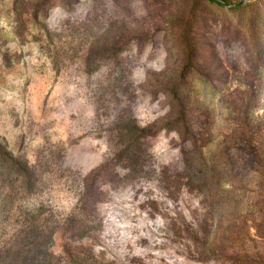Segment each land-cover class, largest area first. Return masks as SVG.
<instances>
[{"label": "rangeland", "instance_id": "1", "mask_svg": "<svg viewBox=\"0 0 264 264\" xmlns=\"http://www.w3.org/2000/svg\"><path fill=\"white\" fill-rule=\"evenodd\" d=\"M241 6L0 0V249L264 264V190L230 130L252 93L264 121V0Z\"/></svg>", "mask_w": 264, "mask_h": 264}, {"label": "trees", "instance_id": "2", "mask_svg": "<svg viewBox=\"0 0 264 264\" xmlns=\"http://www.w3.org/2000/svg\"><path fill=\"white\" fill-rule=\"evenodd\" d=\"M211 2H214L218 5H225L227 8H235L241 9L242 6H227L225 3H231V2H225L221 0H210ZM251 1V0H250ZM236 4V3H231ZM244 5V4H242ZM256 96L252 93V96L249 97L246 104H242L245 107V110L239 109L238 117H234V124L231 126V133L232 136L235 139L234 145H238L240 143H246L250 146L252 151V158L255 163V168L252 170L251 173H253L254 178V184L264 190V121L259 119V116L257 115V105L255 104ZM236 122V123H235ZM187 137L185 138V141H187ZM2 148L0 144V149ZM105 167L99 169V173H104ZM100 175V174H99ZM180 176H176V178H179ZM261 196L260 202L264 204V194L262 192H259ZM95 198L91 199V204L95 205ZM37 224H36V230L37 235H35V238H37V243H39L44 236L49 234L47 232V226L43 225V223H40V216H37ZM40 245V244H38ZM41 246V245H40ZM23 246H16V244L9 243L8 246H4L2 249H0V264H25L24 255L22 254L24 252ZM236 263H242V258H235ZM250 264V263H248ZM252 264V263H251Z\"/></svg>", "mask_w": 264, "mask_h": 264}, {"label": "water", "instance_id": "3", "mask_svg": "<svg viewBox=\"0 0 264 264\" xmlns=\"http://www.w3.org/2000/svg\"><path fill=\"white\" fill-rule=\"evenodd\" d=\"M250 0H243L241 2H238L236 4H231V3H225L227 6H239V5H242V4H245L246 2H248Z\"/></svg>", "mask_w": 264, "mask_h": 264}]
</instances>
